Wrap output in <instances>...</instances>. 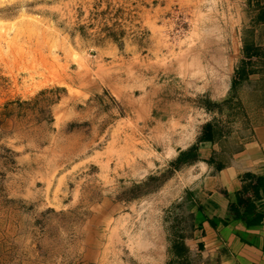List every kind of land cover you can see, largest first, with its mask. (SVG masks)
<instances>
[{
    "label": "rangeland",
    "instance_id": "374dc122",
    "mask_svg": "<svg viewBox=\"0 0 264 264\" xmlns=\"http://www.w3.org/2000/svg\"><path fill=\"white\" fill-rule=\"evenodd\" d=\"M242 10L0 0V264H177L183 152L205 120L239 130L260 98L230 86ZM192 250L190 264H220Z\"/></svg>",
    "mask_w": 264,
    "mask_h": 264
},
{
    "label": "crops",
    "instance_id": "0c3cea01",
    "mask_svg": "<svg viewBox=\"0 0 264 264\" xmlns=\"http://www.w3.org/2000/svg\"><path fill=\"white\" fill-rule=\"evenodd\" d=\"M241 2L239 64L230 86L238 90L244 85L243 94L260 98L256 104L243 102L247 114L239 130L226 126L224 131L213 119L205 120L188 144L196 147L197 159L192 165L195 177L185 186L178 207L180 218L189 221V233L179 234V239L187 244L188 253H195V248L207 256L221 255L220 264H264V186L258 196L250 189L262 214L259 224L228 217L238 192L264 178V0Z\"/></svg>",
    "mask_w": 264,
    "mask_h": 264
},
{
    "label": "trees",
    "instance_id": "16d2710c",
    "mask_svg": "<svg viewBox=\"0 0 264 264\" xmlns=\"http://www.w3.org/2000/svg\"><path fill=\"white\" fill-rule=\"evenodd\" d=\"M196 147L191 146L188 151H184L183 154L194 155V161L197 159L195 153ZM179 161L182 158H178ZM178 161L175 162V165ZM264 186V178L258 177L256 182L251 183L249 186H244L242 191L237 194V199L229 204L228 217L229 218H243L248 225L259 224L262 221V214L258 212L255 203L252 200V196H258L260 194V187ZM250 189L254 191V194L250 193ZM174 259L177 264H190L188 252L189 248L184 240H176L171 247Z\"/></svg>",
    "mask_w": 264,
    "mask_h": 264
},
{
    "label": "bare ground",
    "instance_id": "6f19581e",
    "mask_svg": "<svg viewBox=\"0 0 264 264\" xmlns=\"http://www.w3.org/2000/svg\"><path fill=\"white\" fill-rule=\"evenodd\" d=\"M12 24V23H11ZM9 24V26L11 25ZM6 28L5 25H3L2 23H0V30L2 31V29ZM9 29V28H8ZM5 30V29H4ZM3 30V31H4ZM3 33V32H2ZM6 33V31H5ZM170 151V150H169ZM52 165V164H51ZM153 213V212H152ZM152 214L150 213L149 216H151ZM150 222H152V219L150 220ZM152 224V223H151ZM142 225L146 226V222L143 221ZM130 231V230H129ZM130 233V232H129ZM130 235V234H129ZM146 235H148V232L145 231V229L142 227L138 232L133 233V235L131 237L132 239V244L134 247H137V249H140L142 247V245L144 244V242L146 241ZM129 237V238H130Z\"/></svg>",
    "mask_w": 264,
    "mask_h": 264
}]
</instances>
